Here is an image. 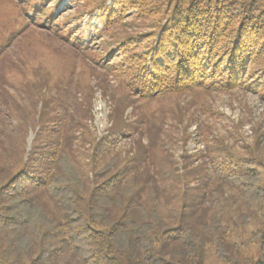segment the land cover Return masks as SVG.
<instances>
[{
    "label": "trees",
    "instance_id": "1",
    "mask_svg": "<svg viewBox=\"0 0 264 264\" xmlns=\"http://www.w3.org/2000/svg\"><path fill=\"white\" fill-rule=\"evenodd\" d=\"M54 8H47V0H38L26 8L25 16L38 15L39 24L54 27V36L81 65L101 67L117 81L120 93L111 94L108 132L79 153L57 121L55 126L50 123L54 120L49 104L61 83L59 76L44 67L40 78L28 82L31 94L42 98L38 127L56 130V143L45 144L43 151L31 148L4 178L0 175V264H183L179 250L191 251L190 238L198 236L200 247L213 244L217 255L228 259L230 235L252 212L224 225L214 214L208 221L201 220V214L197 231L185 222L182 226V221L167 226L157 217L159 182L167 185L171 178L197 177L203 184H215L208 197L220 210L223 185L234 189L249 210L261 207L260 137L245 146V155L218 152L179 172L173 154L162 146L161 117L149 112L143 114L138 147L131 152L134 166L117 165L116 158L108 156L118 135L133 131L122 113L135 98L161 100L200 89L237 87L264 96V0H76L72 23L67 15L54 16ZM95 10L102 25L93 29L91 39L84 33L83 19ZM28 19L19 18L15 25L27 28ZM97 82L108 96L110 83L103 78ZM86 86L79 91L87 96L88 110L94 87ZM141 163L146 177L138 176Z\"/></svg>",
    "mask_w": 264,
    "mask_h": 264
},
{
    "label": "rangeland",
    "instance_id": "2",
    "mask_svg": "<svg viewBox=\"0 0 264 264\" xmlns=\"http://www.w3.org/2000/svg\"><path fill=\"white\" fill-rule=\"evenodd\" d=\"M36 1L0 0V170L3 168L0 175L3 178L12 165L30 153L31 148L43 151L45 144H53L54 147L56 143V130L50 128L44 132L39 129L42 98L32 95L27 87L29 81L40 78L41 69L49 68L51 74L59 76L61 81L52 91L54 96L52 94L49 111L54 121L50 123L54 125L57 121V128L64 130L71 142L69 144L79 153L85 152L92 139L108 132L112 124L111 94L115 97L120 93L119 88L115 89L117 81L104 73L101 67L89 64L92 70L89 73V68L81 65L74 52L54 36V27L39 24L38 15L29 19L25 16L26 8ZM57 1L47 0V8L55 7L54 16L61 19L67 15L70 23L75 21L76 0ZM16 18L28 19L29 26L15 25ZM83 23L86 36L95 38L93 29L102 25L100 13L95 10L92 15H85ZM98 39L95 42H99ZM70 73L72 78L66 81ZM102 78L110 83V87H106L111 90L108 96H104L96 85ZM86 84L94 87L88 110L87 96L80 92L81 88L87 87ZM149 112L161 117L162 146L173 154L179 172L208 161L210 155L218 152L245 155V146L254 144L260 137L262 143L257 154L264 181V96L260 93L237 87L228 91L200 89L161 100L133 99L122 113V117L134 126L133 131L127 135L119 134L108 156L116 158L117 165L134 166L131 164V152L134 153L138 147L136 140L146 118L143 114L147 113V116ZM147 140L144 135L143 142ZM139 170L138 176L146 177L142 163ZM154 170L155 167H151V171ZM167 181V185L159 182L160 192L156 199L157 217L167 226L182 221V226L187 223L197 231V219L201 214L204 217L201 220L207 221L214 214L224 225L228 220L238 221L243 212H252L251 217L236 226L230 235L232 247L228 259L217 255L213 244L206 242L200 247L197 240L201 237L198 236L197 239L190 238L194 246L191 251L179 250L178 258H184L183 264H264V204L249 210L240 203L234 189L223 185L220 194L224 201L220 210L208 197L209 190L215 185L212 182L203 184L202 179L192 176L184 181L180 178ZM172 182L175 185H170ZM146 197V193L142 194L143 200ZM41 199L57 212L46 195L41 194ZM173 245L171 242L170 246ZM196 246H199L198 250Z\"/></svg>",
    "mask_w": 264,
    "mask_h": 264
}]
</instances>
